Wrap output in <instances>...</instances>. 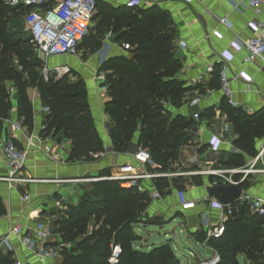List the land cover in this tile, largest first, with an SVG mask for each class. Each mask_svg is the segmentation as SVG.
Listing matches in <instances>:
<instances>
[{
  "label": "trees",
  "instance_id": "1",
  "mask_svg": "<svg viewBox=\"0 0 264 264\" xmlns=\"http://www.w3.org/2000/svg\"><path fill=\"white\" fill-rule=\"evenodd\" d=\"M46 7L52 6L48 3ZM27 11L24 7H8L0 0V123L10 115L12 103L6 82H13L18 116L31 130L34 113L28 87H37L49 108L41 135L52 131L56 135L62 130L63 136L72 142L71 159L90 160L92 154L103 153L105 148L89 111L85 82L72 81L68 75L58 80L52 75L48 81L44 80L41 71L39 76L33 70L40 62L23 59L19 43L9 37L10 21L16 15L25 16ZM95 20L98 22L93 31L112 30L117 33V40L130 46L126 55L111 57L101 66L107 72L103 84L108 86L105 108L110 117L113 150H129L138 133V146L149 148L157 170L173 168L181 161L182 149L189 144L190 130L196 122L185 116H172L165 101L178 107L188 93L202 86H187L177 79L182 63L175 53L176 26L170 13L156 5L112 7L98 0ZM14 54L21 59V71L13 67ZM209 84L220 87L217 71ZM221 110L230 119L236 133L233 143L241 152L231 155L223 164L228 168L242 167L246 164L245 155L254 157L258 152L255 139L264 136V107L250 114L231 107L224 98ZM109 175L110 171L105 170L100 177ZM185 181L183 177L157 178L155 185L164 196L170 193L172 185L184 190ZM190 182L203 183L200 177ZM246 185L247 181L241 187ZM150 203L149 195L136 187H123L112 179L95 182L80 203L55 222L54 230L71 242V250L64 248L61 252L62 264H111L108 258L113 243L121 245L116 264H182L168 242L148 249L135 246L137 228L150 224L147 214ZM233 210L223 235L209 239L206 244L219 257L216 264H241V259L250 264H264V219L251 214L246 204L236 203ZM4 212L0 198V215ZM91 220L94 224L88 231ZM0 264L12 261L0 253Z\"/></svg>",
  "mask_w": 264,
  "mask_h": 264
},
{
  "label": "crops",
  "instance_id": "2",
  "mask_svg": "<svg viewBox=\"0 0 264 264\" xmlns=\"http://www.w3.org/2000/svg\"><path fill=\"white\" fill-rule=\"evenodd\" d=\"M59 1L51 0L50 6H55ZM99 1L112 7H119L129 6L132 0ZM152 5L168 11L176 26L175 53L182 63L181 69L177 73V79L185 82L187 86H202L200 89L188 93L178 107L171 101H165L172 116L181 115L193 119V114L200 113L198 121L193 119L198 132L195 136L190 137L189 144L182 149L183 157L177 165H174V170L177 168L190 169L192 166L196 167L197 164L206 168H210V164L218 168L225 167L223 163L231 155L241 153L233 143L236 133L230 119L221 110V104L225 97L220 87L214 84L210 86L211 76L199 84H196L195 80L205 72L207 64L215 61L221 51L229 47L233 39L246 40L252 36L248 22L256 15L241 0H142L140 6ZM224 16L227 18L226 25L219 24V17ZM215 29L222 31V39L212 35V31ZM104 35L100 50L87 59L84 58V50H80L77 56L51 58L63 60L57 65H66L70 68L66 75L70 77L76 72L85 82L89 111L105 148L103 153L92 154L90 160L71 159L72 142L63 136L62 130L58 131L56 135H54V131L44 136L41 135L45 128L49 108L43 103L38 88L32 86L28 87V94L33 106L34 123L32 129L29 130L18 116L17 90L14 83L10 82L8 93L12 107L9 117L1 120L0 134L7 133L5 135L12 136L19 147L29 150L22 174L33 179L30 183L10 188L7 181L2 180L8 174L9 168L1 156L0 149V198L5 208V212L0 215V253L9 256L12 264L17 261L23 264H38L32 252L23 243L25 238H29L34 225L38 221H47L55 229V222L65 216L70 208L80 203L82 196L93 189L94 183L97 182L95 178L100 177L103 171L109 170V176H111L118 172L119 166L125 163H134L133 150L131 149L124 152L107 151L108 147H112L111 138L105 127L106 123L110 121L105 108L109 97L107 93H102L100 86L104 82H99L97 77L103 74L106 79L107 72L101 69V64L111 57L126 55L130 48L124 49L123 44L128 43L117 40V33H113L112 30L106 29ZM244 55L245 51L236 52L235 58L231 61L230 75L240 69H246L254 78V83L248 88L243 80L233 79L231 86L234 99L246 107L247 110L244 112L251 114L264 107V60L243 64ZM195 96L200 97L201 100H194ZM8 120L21 122L23 131L14 134L6 131ZM225 123H229L230 131L224 135V140L219 142L215 139L221 135V129ZM137 138L138 133L131 144H137ZM31 142L33 144H29ZM263 144L264 136L255 139L257 151ZM46 145L50 146L53 153L57 154L55 159H52V153L45 152ZM245 157L246 163L253 158L247 155ZM220 160L223 161L220 162ZM154 169H157V164ZM195 177H200L204 183L212 178ZM192 178L194 177L186 178L184 190H179L172 185L170 193L164 195L163 201H155L150 198L151 203L147 209L148 216L159 215L170 220L172 215L180 213L178 203L183 199L201 200L209 197L204 186L190 184ZM136 188L140 192L147 193L150 197L152 185L149 181H140ZM242 189L243 192L253 196H264V174H251L246 187H242ZM25 195L30 196L29 200L23 199ZM204 211L208 212V209L199 203L197 209L188 211L184 215L192 220H197L198 214ZM210 213L216 215L217 211L213 210ZM93 222L89 221L88 231L92 229ZM17 227H23V234L11 235L8 243H2L4 236ZM187 227H192L190 230L188 229L192 233L199 231L193 223ZM54 233L55 238L61 240V234L55 230ZM192 233H188V240L192 237L196 238L202 247L211 254V257L216 255L206 246L207 243L201 241L197 234ZM194 254H199V252L196 251Z\"/></svg>",
  "mask_w": 264,
  "mask_h": 264
},
{
  "label": "built area",
  "instance_id": "3",
  "mask_svg": "<svg viewBox=\"0 0 264 264\" xmlns=\"http://www.w3.org/2000/svg\"><path fill=\"white\" fill-rule=\"evenodd\" d=\"M4 4L12 8H28L24 16V31L30 36L34 50L38 56L44 60L41 69V75L46 81L54 75L55 79H60L69 73L70 68L66 65H57L55 67L48 66V60L54 57L77 56L80 46L87 37L93 23L94 15L97 11L98 0H60L55 6L46 7L51 0H3ZM245 6L252 9L256 15L255 18L248 22V27L252 31V36L246 40L233 39L228 48L221 51L219 57L215 61L206 65L205 72L200 74L195 80L196 84L204 82L207 77L217 71L220 90L222 91L227 103L233 108H241L243 111L246 107L238 103L233 97V89L231 82L233 79L243 80L248 88L254 83V78L246 69H240L238 72L230 75L231 61L235 58L236 52L245 51L242 59L243 64H250L256 61L264 60V0H241ZM142 0H132L129 6L141 5ZM219 24L226 25L227 18L219 17ZM212 35L222 39L223 33L220 29L212 31ZM124 49H129V44H123ZM264 72V70H263ZM99 82H105L103 74L97 77ZM102 93H107L108 86L103 84L100 86ZM194 100L200 101L198 96L193 97ZM195 121L200 119V113L192 115ZM7 122V121H6ZM6 131L14 134L23 131V124L17 120H8ZM106 131L110 137V124L106 123ZM230 131L229 123H225L221 129V135L215 140L221 142L224 135ZM198 132L195 124L190 130V136L193 137ZM0 134L1 156L9 168L8 174L2 178L7 181L10 188L18 185L27 184L33 181L32 178L26 177L22 171L26 165L29 150L19 147L12 136ZM29 144H33L32 142ZM133 150L132 157L134 163H125L119 166L117 173L111 176H103L95 178L96 181L112 179L120 182L121 186L127 188L139 186L140 181L147 180L152 185L150 198L155 201H163L164 196L155 185L157 178L173 179L175 177L191 178L195 176L212 177L203 182L200 186H215L244 183L251 174H264V144L260 147L257 154L244 166L237 168H206L197 164L190 169H154L156 163L153 161L151 153L147 147L138 146V144H130ZM45 152L52 153V159L57 154L53 153L50 146L44 147ZM107 151H114L112 147H108ZM196 157V156H195ZM194 160H196L194 158ZM235 176H238L236 179ZM191 185H196L192 184ZM30 196L25 195L24 200H29ZM204 205L207 211L199 213L197 219V229L202 232L207 242L211 238H219L225 232L226 222L233 215V205L223 204L216 198L206 197L201 200L183 199L178 203V211L183 215L188 211L195 210L198 204ZM238 204H246L251 214L257 215L264 219V196H253L243 192L237 202ZM217 211L216 215L210 211ZM23 227H17L10 230L2 239V243H8L11 235L23 234ZM28 234V233H27ZM54 227L50 222L38 221L30 232L29 238H25L23 243L32 252L38 264H59L58 260L62 256L61 252L64 248L69 249L70 243L60 242L55 238ZM121 245L113 243L111 245V253L108 262L116 264L120 258ZM219 257L215 255L210 263L201 262L200 264H216ZM15 264H23L17 261Z\"/></svg>",
  "mask_w": 264,
  "mask_h": 264
},
{
  "label": "rangeland",
  "instance_id": "4",
  "mask_svg": "<svg viewBox=\"0 0 264 264\" xmlns=\"http://www.w3.org/2000/svg\"><path fill=\"white\" fill-rule=\"evenodd\" d=\"M97 22L98 20L93 21L88 37L83 42L80 48V50H84V58L86 59L96 54L102 47L106 29L102 28L100 31H93ZM23 24H24V15H16L10 21V25L8 28L9 37L14 42L19 43V49L23 54V59H25L28 62L29 61L40 62V66L36 68L33 67V70L39 73L40 76L41 65L44 64V60L41 59L34 50L33 43L30 40V36L24 31ZM62 61L63 60L61 59L50 58V60L48 61V66L55 67L58 63L60 64ZM12 62H13V67L16 70L18 71L22 70L21 69L22 67L20 66L21 59L19 58V56L14 54L12 58ZM14 62L16 63L15 65ZM80 78L81 75H79L76 72H74L72 76L69 77V79L72 81H76ZM6 85H7V90L9 92L8 88L11 85L10 82H6ZM174 165H177V163H175ZM209 166L210 168H218L215 167L213 164L212 166L211 164ZM171 169L174 170L175 167ZM196 221H197L196 219L192 220L188 218V216L183 215L182 213H177L176 215H172V218L170 220H166L164 216H159V215L150 216V218L148 219V223L150 224L148 225L141 224L139 229H137V233L139 236L135 241V246L138 248L148 249L155 245L157 246L168 242L171 244L172 249L176 254V257L181 261L182 264H200L201 262L210 263V261L213 258H215V256L211 257V254L207 252L204 247H202L201 243L198 242L196 238L192 237L189 240L187 239L188 233H192L191 231H188V229L190 230V228L192 227L189 228L187 227V225L192 223L193 225H197ZM192 234H197V236L200 237V239L203 242L207 243L203 238V236L201 235V233H199V231H195V233ZM59 241L67 244L71 243L70 241H65L63 238H61V240ZM69 249L71 250V248ZM196 251H198L199 254H194ZM63 259H64L63 256L59 258L58 260L59 264H62ZM241 264H250V263L243 262V260L241 259Z\"/></svg>",
  "mask_w": 264,
  "mask_h": 264
},
{
  "label": "water",
  "instance_id": "5",
  "mask_svg": "<svg viewBox=\"0 0 264 264\" xmlns=\"http://www.w3.org/2000/svg\"><path fill=\"white\" fill-rule=\"evenodd\" d=\"M242 182L239 184L215 185L206 186L205 191L207 196L213 197L226 205H234L238 202L242 194Z\"/></svg>",
  "mask_w": 264,
  "mask_h": 264
}]
</instances>
